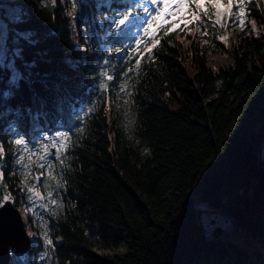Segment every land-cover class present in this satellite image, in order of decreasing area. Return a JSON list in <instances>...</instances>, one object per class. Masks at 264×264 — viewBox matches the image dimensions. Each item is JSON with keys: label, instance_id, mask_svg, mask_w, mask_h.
<instances>
[{"label": "trees", "instance_id": "trees-1", "mask_svg": "<svg viewBox=\"0 0 264 264\" xmlns=\"http://www.w3.org/2000/svg\"><path fill=\"white\" fill-rule=\"evenodd\" d=\"M7 2L18 15L0 62V200L33 234L9 264H264V0L246 3L243 28L237 9L214 25L210 5L212 20L179 19L142 59L112 23L128 5L141 13L138 0ZM17 135L68 150L29 159Z\"/></svg>", "mask_w": 264, "mask_h": 264}, {"label": "snow or ice", "instance_id": "snow-or-ice-1", "mask_svg": "<svg viewBox=\"0 0 264 264\" xmlns=\"http://www.w3.org/2000/svg\"><path fill=\"white\" fill-rule=\"evenodd\" d=\"M250 0H227L226 6L223 5V0H140V6L143 8V13H140L139 11H131L128 9H131L132 5L126 6L125 11L120 12L118 15H116L115 19L112 21V23L115 26V29H122V26H124L126 23L131 21L133 17L136 18L137 21H139V25L142 29V32H137L132 39L135 40V51L141 56V59L143 58V55L146 53L148 55H152L154 52V49L159 45L160 41L156 39V35L159 31H161L163 28L167 27L168 24L173 23L172 20L173 17H179L180 13H185V16L181 18L187 19V23L183 24L184 28L189 27L190 24L193 22L197 24L205 23L206 20H212V16L209 15V8L208 5H210L211 9L214 10V16L215 20L212 21V23L220 24L221 27L224 26L222 21L224 18H227V22L231 23L234 18V9L238 10V20H239V26L241 28L244 27L246 20L245 17L248 14V11L246 10V3H249ZM53 3H55V0H53ZM191 4H195V8L198 11L197 14H192V8ZM147 5H151L152 7H148ZM161 6H163L164 11L161 12ZM163 18L164 23L156 24L157 21H160ZM180 27V24H177V28ZM255 28V25H253ZM176 28H170L169 32L175 31ZM21 35H24L21 33ZM148 40L154 41L151 48H146L145 53H140V48L147 43ZM0 47H6V39L4 41H0ZM15 56L20 55V50L16 49L14 51ZM131 55V52L129 53ZM0 59H2V56H0ZM141 59L136 60L137 66L140 65ZM9 68L12 70V79L15 81L18 78V72L16 70L15 64L10 63L8 65ZM130 71V70H129ZM108 81L113 80L112 75H108L106 77ZM107 89V85L102 86V90ZM63 135L61 133H57V136ZM15 145L22 147L25 152H30L31 149L29 148L30 141L25 138L24 135H17L14 140L12 141ZM51 146L56 149L57 157L59 158V153L63 149L65 152L68 150L66 138L65 140H61L59 143H57V140L53 138L51 140ZM49 153L48 145H43V155L40 157L41 160L46 159ZM6 155V152L4 150V147L2 144H0V160L4 158ZM20 159H23V156L21 155ZM29 159H31V155L29 156ZM17 163H20V160L17 161ZM41 167H44L43 164L40 165ZM3 175V172L0 171V176ZM51 175V173H49ZM55 178V177H53ZM37 180L40 179L39 176L36 177ZM27 193L31 194L29 195V199H32V195H35V197L43 198L41 196V193L39 191H36L34 188H28ZM49 197H51L52 193H48ZM8 203H14V201L11 200L9 196H4L2 200H0V210H3L6 204ZM53 204L56 203L55 200L52 201ZM28 235L31 237L33 234L31 232L28 233ZM43 240L46 245H53V240L49 237L47 233L43 235Z\"/></svg>", "mask_w": 264, "mask_h": 264}, {"label": "rangeland", "instance_id": "rangeland-1", "mask_svg": "<svg viewBox=\"0 0 264 264\" xmlns=\"http://www.w3.org/2000/svg\"><path fill=\"white\" fill-rule=\"evenodd\" d=\"M8 0H0V41H4L6 39V47H0V56H2V59H0V62L3 61L4 55L6 53V51L9 50V48L12 47L11 44H13L14 42H10L8 43V41L11 39L9 35V31H8V20L12 21L16 18V16L18 15V9L16 7H14L12 4H8L7 2ZM253 2V0H251ZM227 4V0H223V5L222 6H226ZM148 7H151V5H147ZM161 23H164L163 20ZM138 21L136 20L135 17H133V19L131 21H129L128 23H126L124 26V28H129L124 29L122 34L128 33L131 34V36L133 37L137 32H139V25H138ZM235 38V33L234 31L231 29L229 32H227V34L223 35L220 39V42L224 45H227L229 43V41L231 39ZM8 43V44H7ZM214 58V63L216 65L222 64L225 61V56L223 55H215L213 56ZM57 140V143H59L62 139L61 138H55ZM49 148V153L46 159H43L42 161H46L48 162V159H50L51 154H50V150L52 151V153H56V149L53 148L51 145L48 146ZM23 149V148H22ZM31 149V148H30ZM22 151V150H21ZM23 153L26 155V157H28L31 153L34 154H38L39 157H41L43 155V145H40L37 149H31L30 152H25L23 149ZM28 159V158H27ZM41 160V159H40ZM41 161V162H42ZM29 167V166H27ZM37 200H39L40 198L36 197ZM35 198V199H36ZM225 228H222V231H224ZM214 233L218 232L217 228L214 229L213 231ZM96 253L101 255V256H105V255H111L113 253L116 252H124L125 249L124 247H118L116 249H95ZM263 255H264V250H263Z\"/></svg>", "mask_w": 264, "mask_h": 264}, {"label": "water", "instance_id": "water-1", "mask_svg": "<svg viewBox=\"0 0 264 264\" xmlns=\"http://www.w3.org/2000/svg\"><path fill=\"white\" fill-rule=\"evenodd\" d=\"M30 245L19 211L11 204L0 210V264H7L9 250L15 255L24 253Z\"/></svg>", "mask_w": 264, "mask_h": 264}]
</instances>
